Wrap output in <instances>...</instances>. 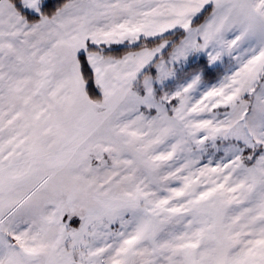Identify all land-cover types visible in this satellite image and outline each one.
I'll use <instances>...</instances> for the list:
<instances>
[{
	"label": "snow or ice",
	"instance_id": "snow-or-ice-1",
	"mask_svg": "<svg viewBox=\"0 0 264 264\" xmlns=\"http://www.w3.org/2000/svg\"><path fill=\"white\" fill-rule=\"evenodd\" d=\"M0 264H264V0H0Z\"/></svg>",
	"mask_w": 264,
	"mask_h": 264
}]
</instances>
